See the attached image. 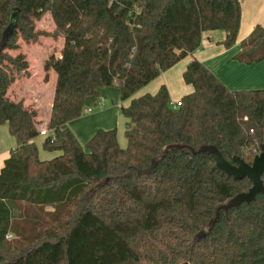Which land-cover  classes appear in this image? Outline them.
Masks as SVG:
<instances>
[{"label": "trees", "instance_id": "1", "mask_svg": "<svg viewBox=\"0 0 264 264\" xmlns=\"http://www.w3.org/2000/svg\"><path fill=\"white\" fill-rule=\"evenodd\" d=\"M242 0H0V125L16 139L0 170V264H264V193L221 212L220 203L252 186L235 179L209 153L171 144H215L224 157L252 163L264 142V89L231 90L197 58L183 79L193 87L174 107L166 85L134 95L201 46L205 31L222 30L235 45ZM50 13L52 33L36 29ZM64 38L61 57L45 69L57 77L42 160L34 139L37 112L7 97L29 75L19 38ZM264 60V26L235 57ZM118 87L127 119L98 129L83 146L66 124ZM252 130V131H251ZM264 181V175H263ZM12 234L7 238V234Z\"/></svg>", "mask_w": 264, "mask_h": 264}, {"label": "crops", "instance_id": "2", "mask_svg": "<svg viewBox=\"0 0 264 264\" xmlns=\"http://www.w3.org/2000/svg\"><path fill=\"white\" fill-rule=\"evenodd\" d=\"M47 14L50 15V13ZM257 25L264 26V0H242L241 26L237 41L233 47L226 48L223 44H221L226 36L224 31H205L202 35L200 48L192 56H187L181 59L173 67L162 72L157 78H155V83L151 86V88L144 91L141 89V92L138 91L134 96L137 97L145 93H156L162 85H166L168 88L171 99L182 98L184 95L192 92L193 87L185 83L183 79V73L189 62L194 57L202 61L207 66V68L231 90L264 89V60L261 62L246 64L238 61L235 58L236 55L241 51V42L253 31ZM53 40L55 41V39ZM53 40L51 41L52 43L48 46L47 50H45L46 47L39 49V46H44V38L40 37L39 41L31 42L32 46L35 48V52L39 53V59L43 61L42 68H44V78L42 85L39 88L35 86V84L32 85L34 79L32 65L30 58L24 54L29 64V75L18 77L10 85L7 91V97L10 100L15 102L22 101L25 107L29 105L31 100H33V105H31L32 109L37 112L38 117L42 121L39 131L41 133L40 135L43 137L39 143H37L34 139L39 149V157L42 160L52 159L59 154V152L47 151L43 149L42 146L46 135L51 134V130L48 128V122L50 119L54 99L52 89H54L55 93L57 77L54 69L51 68L48 71L45 69V64L51 56L49 54L51 51L50 47L56 42H53ZM59 41L61 44L59 43L60 54L58 57H61L64 38L61 39L60 37ZM19 46H21V43H19ZM9 52L12 54L11 50H9ZM54 75L55 79L53 78ZM53 81L54 86H52ZM49 82L52 83L51 87H49V97H47V99L44 101L43 95L45 97L47 96L44 88ZM13 90H16L21 95L19 99L11 95ZM176 92H179V96L177 98L174 96L176 95ZM120 94L121 91L116 86L103 88L101 90V101L103 104L101 107L97 106L93 109L94 111L92 113L83 115L66 124V127H68L76 135L77 139L83 146L86 145L88 140L98 129H111L115 127L118 131V140L120 145L122 147L125 145L123 139L125 137L124 132L127 119L121 112V105L127 106L130 102V99L122 101ZM15 146L16 139L10 134L8 126L6 124L0 125V170L4 165L5 159L9 157L10 150Z\"/></svg>", "mask_w": 264, "mask_h": 264}, {"label": "water", "instance_id": "3", "mask_svg": "<svg viewBox=\"0 0 264 264\" xmlns=\"http://www.w3.org/2000/svg\"><path fill=\"white\" fill-rule=\"evenodd\" d=\"M170 149L187 150L192 155L209 153L215 160L216 165L227 175L235 179L248 178L252 181V186L248 191L240 192L216 206L214 216L207 224L208 231L212 230L218 222L221 212H224L226 218L229 219L231 209L240 208L243 203L250 204L256 201L258 194L264 193V142L261 143L260 152L254 156L252 163L246 162L242 157L237 155L232 160L226 159L215 144L204 143L195 147L176 143L166 147V151Z\"/></svg>", "mask_w": 264, "mask_h": 264}, {"label": "rangeland", "instance_id": "4", "mask_svg": "<svg viewBox=\"0 0 264 264\" xmlns=\"http://www.w3.org/2000/svg\"><path fill=\"white\" fill-rule=\"evenodd\" d=\"M55 28H56V26H55ZM55 28H54L53 20L51 19L49 14L45 15L42 20L36 22V29L37 30H41V31H46V32L52 33L55 30ZM41 37L44 38L45 41H44V46H39V49H42V48L46 47L45 50L48 49V46L52 43L51 41L53 39H55L56 42L53 40V42H55V44L51 45V47H50L51 51L49 52V54L51 56L54 55L55 57H58V55L60 54L59 47H60V44H61L59 39H60V37H61V39H63L62 36H60V37L59 36L58 37L41 36ZM19 43H21L20 48L16 49V50H11L12 51V55L16 56L18 54H23V55L26 54L27 57L30 58V62H31V65H32V73L34 75V77H33L34 79H33L32 85L35 84V86H37L39 88L42 85L43 78H44V68H42L43 67V61H41V59H39V57H38L39 53L35 52V48H34V46H32L31 43H27L22 38H19ZM53 78L55 79V75L53 76ZM19 81H21V80H19ZM154 81H155V79L152 80L151 82H149L147 85L143 86L141 89L144 91V90H147V89L151 88V86L154 85V83H155ZM51 85H52V83L49 82L48 85L45 87L46 89L44 88V91L46 92V95H47L46 97L43 95V100L44 101H45V99H47V97H49V92H50L49 87H51ZM52 86H54V81H53V85ZM52 90H53V94H54V89H52ZM178 93L179 92H176L175 93L176 95H174L176 98L179 96ZM11 95L13 97L15 96L17 99H19L21 97V95L16 90H13L11 92ZM11 95H10V97H11ZM180 100H181V98L171 99V102L172 103H176V102H178ZM32 103H33V100H31V102H29V105L26 106V107L29 108V109H32V106H31V105H33ZM92 112H89V113H92ZM84 115H86V114H84ZM42 119H44V118H42ZM36 120L38 122V128L41 127L42 121L40 120L38 115H37ZM42 137H43L42 135H40V137L38 136V138L36 137L35 138L36 142L39 143L40 140L42 139ZM123 142L125 144L123 147H125L127 145L126 137H124Z\"/></svg>", "mask_w": 264, "mask_h": 264}, {"label": "built area", "instance_id": "5", "mask_svg": "<svg viewBox=\"0 0 264 264\" xmlns=\"http://www.w3.org/2000/svg\"><path fill=\"white\" fill-rule=\"evenodd\" d=\"M103 104H102V101L100 100L96 105H94V106H90V107H87L85 110H84V114H88L89 112H92L93 111V109H94V107H97V106H99V107H101ZM172 105L174 106V107H178V106H180V105H182V103H181V100L180 101H178V102H176V103H172ZM252 131V130H251ZM263 143V142H262ZM260 145H261V143H258V146H259V148L258 147H253V149H252V152L253 153H255V155L257 154V153H259L260 152ZM12 236V234H7V238H10Z\"/></svg>", "mask_w": 264, "mask_h": 264}]
</instances>
